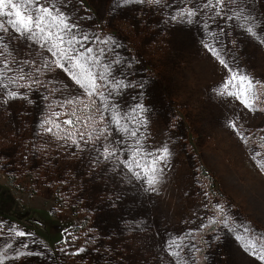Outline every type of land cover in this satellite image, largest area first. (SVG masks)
I'll return each mask as SVG.
<instances>
[{"label":"rangeland","instance_id":"rangeland-1","mask_svg":"<svg viewBox=\"0 0 264 264\" xmlns=\"http://www.w3.org/2000/svg\"><path fill=\"white\" fill-rule=\"evenodd\" d=\"M40 4L97 87L0 16V264H264V0Z\"/></svg>","mask_w":264,"mask_h":264},{"label":"snow or ice","instance_id":"snow-or-ice-1","mask_svg":"<svg viewBox=\"0 0 264 264\" xmlns=\"http://www.w3.org/2000/svg\"><path fill=\"white\" fill-rule=\"evenodd\" d=\"M149 2H152V0H149ZM154 2L158 3L159 0H154ZM232 2L235 3V0H232ZM210 3L211 0H209V4ZM223 3L224 0H216V5H222ZM209 4L205 6L207 7ZM33 5H35V7H33ZM187 14L189 16L194 15L192 12H188ZM5 15L14 17V19L8 20V24L11 25L16 33L25 35L28 40L41 41L40 47L47 48V51L54 56H58L61 60H66L68 64L71 65L69 71L72 72V79H74L76 83L80 84L82 87L95 90L97 87L96 78L87 67V64L93 61V57L84 54L92 53L93 49L88 47L84 49V53L75 50V44L80 43V41L77 40L74 35L70 36L69 34L76 26L74 24H69L62 13L57 12L54 14L53 9L41 5L40 0H0V16ZM235 16H244L243 9L236 12ZM231 18L232 17H229V19ZM244 19L247 21L248 16H244ZM0 30L5 32L8 31L3 23H0ZM247 31L251 33L253 31L252 27H248ZM87 39V36L83 37V40L86 41ZM0 40H2V37H0ZM220 63L224 65L225 68L228 67L224 60H220ZM65 66V64L57 63V67L63 68ZM74 69L76 71H73ZM19 78L22 79L23 76ZM237 86L238 91H229V88H236ZM253 90L254 82L252 80L247 76L233 73L230 79L224 83L221 94L236 96L245 107L251 108L252 104L250 103V99ZM11 95L15 96V93ZM65 123L70 124L71 121H65ZM48 131H51V129H48ZM135 134L136 133H132V135ZM167 154V148H164L159 156L154 157L153 165L157 160L166 158ZM104 155L105 158H107L109 155H114V152H109V149L105 147ZM135 163L136 166L139 167V163ZM259 166L264 168V162H261ZM148 171L154 172V168L149 165L145 171L147 183L151 187L157 183V177L154 174L148 175ZM17 235L23 236L24 233L18 232ZM174 243L175 242H173V244ZM169 247H172V245H169Z\"/></svg>","mask_w":264,"mask_h":264}]
</instances>
